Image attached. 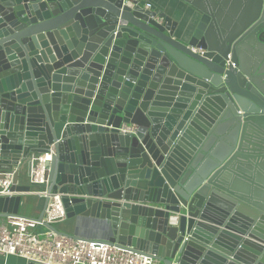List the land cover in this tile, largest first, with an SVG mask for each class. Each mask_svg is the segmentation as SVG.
<instances>
[{
	"label": "water",
	"instance_id": "obj_1",
	"mask_svg": "<svg viewBox=\"0 0 264 264\" xmlns=\"http://www.w3.org/2000/svg\"><path fill=\"white\" fill-rule=\"evenodd\" d=\"M166 3L0 0V218L162 264H264V0ZM55 194L64 229L43 219Z\"/></svg>",
	"mask_w": 264,
	"mask_h": 264
},
{
	"label": "built area",
	"instance_id": "obj_2",
	"mask_svg": "<svg viewBox=\"0 0 264 264\" xmlns=\"http://www.w3.org/2000/svg\"><path fill=\"white\" fill-rule=\"evenodd\" d=\"M141 0H124L133 6ZM144 6H152L145 2ZM196 51L198 49H192ZM120 134H134V124L122 123L115 128ZM48 153L34 158L30 174V182L46 183V160ZM13 171H6L0 177V195L14 194L10 190ZM65 217L63 204L58 194L50 197L44 211L45 222L55 224ZM42 223L20 216L0 219V255H15L27 262L36 264H162L152 256L136 253L115 245L95 240H83L65 237L45 228L37 233L36 227Z\"/></svg>",
	"mask_w": 264,
	"mask_h": 264
},
{
	"label": "crops",
	"instance_id": "obj_3",
	"mask_svg": "<svg viewBox=\"0 0 264 264\" xmlns=\"http://www.w3.org/2000/svg\"><path fill=\"white\" fill-rule=\"evenodd\" d=\"M146 1L150 2L153 8L158 9L161 12H165L168 10L166 0H141L140 3L144 5ZM167 12H169V10ZM2 173L3 172H0V177L2 176ZM24 176L25 171L19 173V183L25 182ZM20 213L31 217H35L37 215V211L34 208V204L28 207H22ZM54 226L58 229H64L62 221L55 223ZM35 231L37 233H41L45 231V228L42 226H38L36 227ZM0 264H28V262L25 259L15 255H0Z\"/></svg>",
	"mask_w": 264,
	"mask_h": 264
}]
</instances>
